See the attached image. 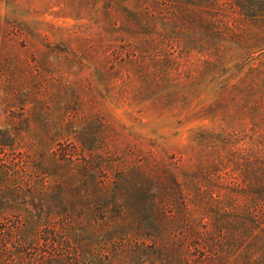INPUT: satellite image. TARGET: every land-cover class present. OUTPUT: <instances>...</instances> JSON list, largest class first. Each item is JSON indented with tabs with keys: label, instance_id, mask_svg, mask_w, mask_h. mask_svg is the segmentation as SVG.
Listing matches in <instances>:
<instances>
[{
	"label": "rangeland",
	"instance_id": "374dc122",
	"mask_svg": "<svg viewBox=\"0 0 264 264\" xmlns=\"http://www.w3.org/2000/svg\"><path fill=\"white\" fill-rule=\"evenodd\" d=\"M141 1L0 0V139L11 138V145L0 144V170L21 168L24 183L44 186L38 194L51 216L38 231L40 244L46 230L63 231L64 216L53 213L57 197L77 206L91 200L96 169H103L99 180L107 186L123 171V182L138 192L127 199L144 190L174 217L176 180L186 193L180 214L191 224L199 217L207 223L194 226L198 246L186 229L163 230L161 245L172 252L182 237L189 264H213L215 252L201 245L212 216L205 191L224 202L231 196L236 212L254 215V75L247 72L254 50L232 46L218 62L211 41L187 35L185 24L180 40L158 34L159 21L132 24L131 12L145 9ZM159 4L161 23L171 26V5ZM225 87L217 104L215 92ZM213 167L220 175L207 181ZM19 215L0 211V254L14 246L12 238L3 240L6 232L24 229L15 222ZM74 220L76 228L88 223ZM90 224L85 230H109L113 223ZM7 251L0 264H15ZM34 253L28 249L21 263L32 264Z\"/></svg>",
	"mask_w": 264,
	"mask_h": 264
},
{
	"label": "trees",
	"instance_id": "16d2710c",
	"mask_svg": "<svg viewBox=\"0 0 264 264\" xmlns=\"http://www.w3.org/2000/svg\"><path fill=\"white\" fill-rule=\"evenodd\" d=\"M160 1L142 0L145 9L132 11L130 22L142 28L141 25L155 26L159 21L162 28L155 31L169 34L175 40L181 39L180 25L185 24L190 29L184 32L187 35L192 38L198 35L211 41L221 60L218 62L229 56L232 46L243 53L254 50V63L247 66V72L254 75L251 78L254 80L251 86V90L254 89V169L251 172L254 179V215L236 212L231 196L224 202L214 197L211 188L208 189L205 191V209L212 213L211 229L206 232L204 245H201L215 252L213 264H223L228 257L230 264H236L238 259L241 264H264V0H164L171 5V16L174 17L171 26L167 27L161 23L164 8H161ZM226 9L235 13V19H228ZM225 89L216 90L217 104ZM9 136H6L7 140L0 139V144L11 145ZM16 169L11 171L13 173L0 170V211L11 209L20 212L15 222L24 228L18 232L8 230L3 238L4 241L12 238L15 242L13 249L7 251L4 248L0 257L3 251H7L8 262L18 259L15 264H23L21 262L28 249L35 252L32 264H189V258L184 253V239H176L173 251L169 252L161 245L164 244L163 230H189L196 236H193L196 240L192 242L198 246L200 238L194 226L207 223V218L199 217L192 218L197 224H191L190 218L180 214L186 209V193L183 185L176 180L171 185L178 208V215L174 217L163 211V202H156L146 194L144 197V190L138 189L140 194L143 193L141 198L140 195L138 199L136 196L127 199L133 191L135 195L138 192L131 182H123L127 181L123 171L114 172V180L108 187L99 180L103 169H96L98 175L93 183L91 200H83L79 206L74 203V206L57 197L53 213L64 216L61 223L63 231L60 234L46 230L40 247L38 231H44L39 229L46 228L51 216L49 206H44L39 198V194H44V186L34 190L31 184L23 182L25 176L21 173L25 170ZM81 170V173H86L85 166ZM210 170L203 176L207 181L220 175L218 168ZM215 184L223 185L222 181ZM201 189L197 186L195 191ZM74 217L88 223L79 224L76 228L70 222L75 221ZM106 220L113 223L109 230H85L91 221L96 228ZM245 239L254 240V245L249 247ZM40 251H46L47 255L40 254Z\"/></svg>",
	"mask_w": 264,
	"mask_h": 264
}]
</instances>
